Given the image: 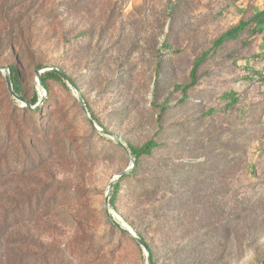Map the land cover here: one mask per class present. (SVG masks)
<instances>
[{
  "label": "rangeland",
  "instance_id": "1",
  "mask_svg": "<svg viewBox=\"0 0 264 264\" xmlns=\"http://www.w3.org/2000/svg\"><path fill=\"white\" fill-rule=\"evenodd\" d=\"M263 8L0 0V66L18 69L26 100L41 95L35 70L55 67L97 126L126 146L157 142L110 207L154 264H264V31L249 26L215 49L187 87L213 42ZM46 84L44 103L28 110L0 75V264H146L103 210L129 158L91 128L70 87Z\"/></svg>",
  "mask_w": 264,
  "mask_h": 264
},
{
  "label": "water",
  "instance_id": "2",
  "mask_svg": "<svg viewBox=\"0 0 264 264\" xmlns=\"http://www.w3.org/2000/svg\"><path fill=\"white\" fill-rule=\"evenodd\" d=\"M45 72H51V73L56 74L57 76H59L63 80V82L68 87H70L75 92L78 105H79L86 121L91 126V128L94 131H96L98 134L112 140L113 143L116 144L119 148H121L124 151V153L126 154V156L129 158L130 165L124 171L115 175L110 180V182L107 186V189L105 191V194H104L103 210H104V213H105L108 221L110 222V224L112 226H114L117 230H119L120 232H123V233L127 234L128 236H130L135 241V243L140 247V249L142 250V252L145 256L146 264H152L151 254L148 251L146 244L142 241V239L139 236H137L135 234V232L128 225L121 223L118 220L119 217L114 212H112V210L110 209L111 192H112L114 186L117 185L125 177H127L133 171V169L135 167V159L133 157H131L130 151L127 148V146L116 135H114L111 132L97 126V124L91 118V116L87 110V107L84 103L83 97H82L81 93L78 91L74 82L67 75H65L61 70H59L58 68L44 67V68H39V69L35 70L34 74H35V79H36V85H37L38 89L40 90L41 95H40V98L38 99L37 103L32 106L28 102L22 100L14 92L13 87H12V83H11L9 68L5 67V66H0V73L3 75L8 94L16 103H19L22 107H25L28 110H34V109L40 107L45 101V98H46L45 88L41 82V74H43Z\"/></svg>",
  "mask_w": 264,
  "mask_h": 264
},
{
  "label": "trees",
  "instance_id": "3",
  "mask_svg": "<svg viewBox=\"0 0 264 264\" xmlns=\"http://www.w3.org/2000/svg\"><path fill=\"white\" fill-rule=\"evenodd\" d=\"M252 27V33L255 34H260L264 31V8L261 11L255 12L252 17L243 22L240 21L238 23L237 26L227 30L226 32H224L223 34H221L214 42H213V46L212 49L209 50L208 52H205L204 54L201 55V57L196 60L193 64L192 70H191V74H190V84L187 87H193L197 84V77H196V73L198 71V68L200 67V65L208 58V56L210 55V53H213V51L217 48H220L221 46H223L224 44L228 43V42H232L235 41L240 34L247 28V27ZM10 70V77H11V83H12V87L14 92L24 101L28 102L30 105H35L38 101V97L35 94L33 96V98L31 100H26L23 94V89H22V83H21V77H20V73L18 71V69L15 66H9L8 67ZM63 72V71H62ZM64 73V72H63ZM65 74V73H64ZM1 75V73H0ZM66 75V74H65ZM54 80L60 83H63V85L66 86V84L63 82V80L57 76L54 73L51 72H45L41 75V82L42 85L44 86L45 89H47V84L46 81L47 80ZM73 81V80H72ZM224 99H226L227 101V106L228 107H233L238 99L235 98V95L232 92L229 93H225L223 95ZM87 107V106H86ZM14 110V109H13ZM91 118L94 120V122L97 124V121L95 120L94 115L92 114V112L87 108ZM23 111V110H22ZM25 111V110H24ZM39 113V111H37L35 114ZM99 125V124H98ZM100 126V125H99ZM102 127V126H101ZM115 147L117 145H114ZM158 147V144L156 141L154 140H150L149 142L145 143L143 146L141 147H133L130 145H127V148L130 151V155L135 159V167L134 169L137 167L139 160L141 157L144 156H150L152 154V151ZM133 173V171H132ZM132 173H130L127 177L132 176ZM126 178V177H125ZM124 178V179H125ZM122 181V180H121ZM120 184L121 182H119L117 185L114 186L112 193H111V198H110V207H114L115 204V200L120 188ZM110 223V222H109ZM111 229L113 230H117L114 226L111 225ZM119 232L120 235L122 236H127V234L120 232L119 230H117ZM140 237V236H139ZM141 238V237H140ZM142 239V238H141ZM142 241L145 243V241L142 239ZM146 244V243H145ZM148 251L151 254V258H152V251L149 248V246L146 244ZM152 264H154L152 262Z\"/></svg>",
  "mask_w": 264,
  "mask_h": 264
},
{
  "label": "bare ground",
  "instance_id": "4",
  "mask_svg": "<svg viewBox=\"0 0 264 264\" xmlns=\"http://www.w3.org/2000/svg\"><path fill=\"white\" fill-rule=\"evenodd\" d=\"M118 220H119L121 223L125 224L124 222H122V221H121V219H120V218H118Z\"/></svg>",
  "mask_w": 264,
  "mask_h": 264
},
{
  "label": "crops",
  "instance_id": "5",
  "mask_svg": "<svg viewBox=\"0 0 264 264\" xmlns=\"http://www.w3.org/2000/svg\"><path fill=\"white\" fill-rule=\"evenodd\" d=\"M262 10V9H261ZM261 10H259V11H261Z\"/></svg>",
  "mask_w": 264,
  "mask_h": 264
}]
</instances>
